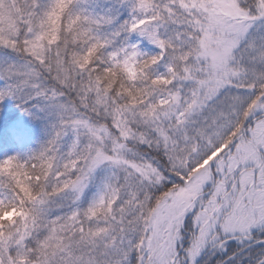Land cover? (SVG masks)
I'll return each mask as SVG.
<instances>
[{
    "label": "snow or ice",
    "instance_id": "obj_1",
    "mask_svg": "<svg viewBox=\"0 0 264 264\" xmlns=\"http://www.w3.org/2000/svg\"><path fill=\"white\" fill-rule=\"evenodd\" d=\"M0 264H264V0H0Z\"/></svg>",
    "mask_w": 264,
    "mask_h": 264
},
{
    "label": "trees",
    "instance_id": "obj_2",
    "mask_svg": "<svg viewBox=\"0 0 264 264\" xmlns=\"http://www.w3.org/2000/svg\"><path fill=\"white\" fill-rule=\"evenodd\" d=\"M0 108H2L1 105ZM19 111L16 107L10 114L9 112H0V152L27 153L46 138L47 121L31 119V124H29L30 122L28 123L27 120H20L29 117L22 112L19 115ZM6 116L10 118L8 119ZM17 120L22 123H18Z\"/></svg>",
    "mask_w": 264,
    "mask_h": 264
},
{
    "label": "rangeland",
    "instance_id": "obj_3",
    "mask_svg": "<svg viewBox=\"0 0 264 264\" xmlns=\"http://www.w3.org/2000/svg\"><path fill=\"white\" fill-rule=\"evenodd\" d=\"M101 2H105V0H101ZM0 105L2 106V108H0V112H3V113H7L9 112V114L14 111L16 109V106H15V102L13 100H10V99H6L5 101L1 102ZM19 115H21V111H19ZM10 116V115H9ZM9 116H6L8 119L10 118ZM21 121H24V120H27V122L29 124H31V119L30 118H23V119H20ZM18 123H22L21 121L17 120Z\"/></svg>",
    "mask_w": 264,
    "mask_h": 264
}]
</instances>
